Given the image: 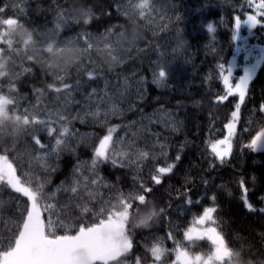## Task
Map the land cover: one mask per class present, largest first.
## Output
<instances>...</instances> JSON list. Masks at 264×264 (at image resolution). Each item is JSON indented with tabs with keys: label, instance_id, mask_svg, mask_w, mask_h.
Listing matches in <instances>:
<instances>
[{
	"label": "trees",
	"instance_id": "1",
	"mask_svg": "<svg viewBox=\"0 0 264 264\" xmlns=\"http://www.w3.org/2000/svg\"><path fill=\"white\" fill-rule=\"evenodd\" d=\"M138 2L0 0V20L16 17L26 23L15 33L21 51L6 61L8 73H19L14 81L19 111L27 109L47 119L55 130L49 134L44 125L34 123L13 150L11 140L18 136L20 122L0 118V147L9 142L10 159L18 175L33 187L43 186L48 197L44 202L56 205L58 217L54 215L53 220L65 224L97 222L96 214L119 192H134L141 183H148L153 189L149 201L125 209L133 228L137 224L150 227L154 214L163 215L155 229L135 230V246L146 254L148 264L154 259L148 249L157 237H164L167 249L175 247L168 238L170 231L190 252H209V241L188 240L184 235L205 207L216 209L214 225L230 251L225 264H241L249 258L264 264V212L260 211L264 209V150L248 147L264 125V62L249 85L230 157L218 159L211 147L226 136V125L239 100L238 95L216 99L224 94L219 66L231 64L237 57L238 78L246 63L257 58L264 47V26H256L243 45L234 39L235 18L243 21L256 8L249 6V0H149L152 11L137 15L135 22L125 12ZM81 7L91 10V18L87 22L72 20L57 33V13L63 10L67 15ZM208 23L215 31L207 28ZM134 25L140 35L131 46L137 38ZM177 28L182 30L184 43L181 51L173 53ZM27 31H32L35 42L24 50ZM77 33L92 37L90 52L83 40L74 38ZM49 43L52 49L42 50ZM0 47L6 45L0 43ZM81 60L84 65L75 67ZM161 67L168 74L164 82L157 83ZM89 71L98 75L89 77ZM57 75L63 79L56 80ZM54 82L57 87L68 84L69 88L57 92L48 87ZM7 83L0 78L5 91ZM65 126L67 133L63 132ZM109 128H114L115 141L110 155L118 154L114 157L117 163L111 159L98 162L93 170L94 146ZM33 135L41 137L44 148L35 145ZM57 139L62 141L60 146ZM142 151L149 155L138 160L136 154ZM169 164H174L172 172L162 174L160 184L152 182L157 166ZM70 186H76L77 193H70ZM245 188L252 210L244 203ZM21 196L0 184V251L15 231L18 215L14 213L26 201ZM85 207L88 211H83ZM44 217L47 220V211ZM55 228L64 234L61 225L55 224ZM161 259L172 264L175 253L169 251Z\"/></svg>",
	"mask_w": 264,
	"mask_h": 264
},
{
	"label": "snow or ice",
	"instance_id": "2",
	"mask_svg": "<svg viewBox=\"0 0 264 264\" xmlns=\"http://www.w3.org/2000/svg\"><path fill=\"white\" fill-rule=\"evenodd\" d=\"M249 6L256 8L257 14H248L247 19L243 21L239 16L235 18L234 39H239L241 30L244 27L251 29L258 25L264 26V0H249ZM131 7L133 10L126 11L125 15L135 22L137 15L143 17L145 11H152L149 0H139L137 4ZM91 16V10L84 7L74 8L67 15L61 10L57 13L58 22L54 29L57 33H60L72 20L87 22ZM258 16L260 17L259 19L257 18ZM25 24L23 20L16 17L0 20V43L6 45V47H0V78L8 81L6 85L7 91L4 90L5 86L0 84V118H14L20 122L18 124V136L11 140V148L13 150L18 147V140L28 132L29 127L34 125V123L44 125L49 134L55 131L49 125L47 119H42L39 115L29 113L27 109L23 113L19 111L18 97L15 95L17 86L14 82L19 73H8L6 71V61L11 58L13 53L21 51L20 47L17 46L19 42L15 39V33L19 27ZM207 28L210 31H215L212 23H208ZM74 38L79 41L83 40L84 45H86L84 48L90 52L93 39L89 34L77 33ZM102 38L108 39L107 36H102ZM138 39L139 37L135 38V42L131 46H134ZM174 39L178 41L177 45L172 49L173 53H176L182 50L184 43L181 29L177 28ZM34 42L32 31H27L22 42L24 50ZM52 47V43H49L46 49L42 50H51ZM31 60L32 58L29 57L28 61ZM84 63L85 61L81 60L75 67L80 68ZM167 63L170 65L172 61L169 60ZM219 69V75L223 81L224 94L217 95L216 99L226 100L229 94L238 93L239 100L242 102L245 98L249 81L253 78L254 70L246 69L244 74L235 78L236 82L233 83L234 76L231 64L220 65ZM87 74L89 77L98 75V73L93 71H89ZM167 74L165 68L161 67L156 76V82H164ZM62 79V77L56 76V80ZM48 87L59 92L61 87L68 89L69 85L61 84L60 87H57L54 82L49 84ZM239 107L240 104L237 103L236 108L239 109ZM261 108L264 109V104L261 105ZM236 116L237 112H233V121L226 125L229 136L224 141H216L211 144L212 149L219 157H223L231 151L230 138L234 134V119ZM33 131H37V129L33 128ZM68 131L69 129L65 126L63 132L67 133ZM113 131L114 128H109L108 133L100 138L98 144L94 146V157L91 161L93 170H95L98 162L111 159L113 164L117 163L114 157L118 154L112 153L110 155V145L115 143L112 136ZM31 139L35 145H40L41 148H44L39 135H33ZM61 143L60 139L56 140L57 146H60ZM221 143L228 145L225 151L217 148V145ZM261 146H264V125H261L259 131L252 136L248 144V147L254 150ZM46 155L47 153L41 155L42 161ZM119 155H128V153H120ZM136 155L139 160L148 156L149 153L142 151ZM179 158V154H177L175 159L179 160ZM173 167L174 164H169L167 167L157 166L158 170L156 174L151 175V181L155 184H160L162 174L172 172ZM74 183H78V181H74ZM240 183L243 186L244 181H240ZM0 184L14 190L16 193L22 194L20 199L26 198L19 212L14 213L18 215V219L15 221V231L12 232L4 250L0 251V264H76L71 255V250L78 244H85L90 248L91 264H148L146 254H142L137 250L134 240L135 230L143 227L136 226L133 228L125 216L126 207L131 209L149 201L148 194L153 189L148 183H141L140 188L134 192H119L114 200L107 202V207H102L99 213L96 214L98 217L97 222L65 224L59 219L53 220L54 215L58 217L56 205L44 202L48 197L43 192V186L33 187L28 180L18 175L17 166L10 159L9 142L6 141L4 146L0 147ZM68 190L70 193H77L76 186H70ZM244 192L245 206L252 210L254 205L248 201L246 188ZM69 199L71 200L72 197H69ZM213 201H215V197H213ZM45 211L48 213L47 220L44 217ZM83 211H88V209L85 207ZM215 211V207H205L203 214L195 216L192 225L184 233L189 240L196 237L209 241L212 246L209 252L203 254L190 252L183 242L175 239L173 232L170 231L168 238L173 239L175 247L171 250L167 249L164 246V237H157L148 249L154 258L151 264H164V260L161 257L169 251L175 253V261L172 264H225L228 246L224 235L218 230V226H212L216 223L213 215ZM260 211L264 212V209H260ZM160 212H165V209H160ZM55 224L65 228L64 234H58ZM69 229H75V231L70 232ZM145 247L148 246L145 245Z\"/></svg>",
	"mask_w": 264,
	"mask_h": 264
},
{
	"label": "rangeland",
	"instance_id": "3",
	"mask_svg": "<svg viewBox=\"0 0 264 264\" xmlns=\"http://www.w3.org/2000/svg\"><path fill=\"white\" fill-rule=\"evenodd\" d=\"M250 14L256 15L257 14V9H255V11L253 13H250ZM257 18L259 19L260 17L258 16ZM246 19H247V17H246ZM255 28L256 27H253L251 29H249L247 27L242 28L241 34L239 36L238 41L242 45L245 44L247 42L249 36H251L253 34V30ZM244 31H246L247 33H245ZM249 57H250V53H249V51H246V59H249ZM263 62H264V47L261 49V53H260V55L257 58H255L251 62H247L246 65L244 66L243 73L241 75L244 74V71L246 69L247 70H250V71H253L254 70L253 71V78L249 81V85H250L251 81H253V79L255 78V76L257 75L259 69L261 68V66L263 64ZM231 66H232L233 76H234L233 83H235L236 82V79L235 78H237V70L240 67V62L238 61L237 57H235L233 59V61L231 63ZM248 89H249V86H248ZM248 89H247V91H248ZM247 91H246V94H245V98H246V95H247ZM230 95H238V93H232V94H229L228 96H230ZM238 97H239V95H238ZM245 98H244V100L242 102L240 100H238V103L240 104V107H239V109L235 108V110L233 111V112H237V116L234 119V134L230 138L231 141H232V138L234 137V135L236 133V130H237L238 119H239V116H240V113H241V108H242V105H243V103L245 101ZM230 121H233L232 115H231ZM226 131H227L226 136L224 138L220 139V140H217V141H224V139L229 136V131H228V128L227 127H226ZM217 148H219L221 151H225L228 148V145L221 143V144H218L217 145ZM257 149L258 150H264V146H261V147H259ZM212 151H213L214 155L218 159H220V160L229 158L230 155H231V152H232V144H231V151L228 152L223 157L217 156L213 149H212ZM212 226H215V225L213 224ZM193 239H201V238L193 237ZM193 239H191V240H193ZM227 253H228L227 257H229L230 251L228 250V248H227ZM71 255L74 258V260L76 261V264H91V250L85 244H78V245L74 246L72 248V250H71Z\"/></svg>",
	"mask_w": 264,
	"mask_h": 264
},
{
	"label": "clouds",
	"instance_id": "4",
	"mask_svg": "<svg viewBox=\"0 0 264 264\" xmlns=\"http://www.w3.org/2000/svg\"><path fill=\"white\" fill-rule=\"evenodd\" d=\"M133 35L134 36H137L139 37V32H138V29L137 27L134 25L133 26ZM161 209H164L162 206H161ZM163 213V212H161ZM162 219H163V215H160L159 217H156L155 214H154V218L153 220L151 221V226L149 227L148 225L146 224H137L136 226L137 227H146L148 228L149 230H152V229H155L156 227H158L160 225V223L162 222ZM234 252L236 251L235 249L233 250ZM241 264H256V261L254 260H251V258L247 259V260H241Z\"/></svg>",
	"mask_w": 264,
	"mask_h": 264
}]
</instances>
